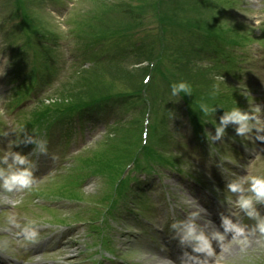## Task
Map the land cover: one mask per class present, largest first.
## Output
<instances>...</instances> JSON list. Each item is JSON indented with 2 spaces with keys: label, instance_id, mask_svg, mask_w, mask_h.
<instances>
[{
  "label": "rangeland",
  "instance_id": "374dc122",
  "mask_svg": "<svg viewBox=\"0 0 264 264\" xmlns=\"http://www.w3.org/2000/svg\"><path fill=\"white\" fill-rule=\"evenodd\" d=\"M174 2L167 14L177 23L170 25L163 23L166 46L162 59L155 66V79L148 91L151 103L148 142L136 157L140 166L150 162L154 165L180 162L181 167L193 172L196 176L193 177L194 179L200 180L181 179L176 172L161 168L167 179L163 178L165 180L162 185L159 184L151 191L149 203L152 201V196H157L158 201L161 200V196L170 197L174 200V206L180 210L182 226L192 224L198 232L202 231L208 239L212 238L213 252L207 264H264V234L255 230L256 220L246 217V210L239 206L241 197L253 195L249 191L247 178L264 176V142L255 138V129L247 137L237 134L235 129L238 125L233 122L225 126V134L223 133L221 138H216V126L220 124L221 116L234 106L241 111L260 107L261 116L264 117V46H262L264 45V28L256 29L250 15L264 14V0H182L181 2L174 0ZM120 3L121 8H118ZM159 3L164 5L163 0H0V63L5 57L8 60L7 65H4L3 75H0V133H7V135H0V156L11 152L12 148L19 149L20 146L27 144L25 138L28 136L37 139L47 138L50 129H41L40 125H44V122L40 119L46 122L63 117L75 120V114L81 111V106L93 100L101 99L102 102L104 97L121 95H129L132 98V101L123 107L115 106V123L110 128L106 125V121L112 122L114 115L108 113L102 117L95 128L91 126L83 131H73L67 139L62 137L61 132L54 131V137L47 139V152L42 154L55 152L54 154L57 155L55 162H64L66 172L60 171L61 173L47 176L39 186L48 194L68 198V201L61 199L58 203L70 207L71 210L66 212H62L63 209L45 212L39 209L25 211L32 222L35 219L33 216L42 220H51L57 224L74 220H94L99 217L102 210L105 211L108 202L105 205L100 203L112 198L124 167L133 159L141 145L142 124L147 107L140 96V87L148 64L156 52L150 53V46L153 45V41L159 40L160 36L156 29L158 20L156 10ZM109 11L111 16L109 20H104L105 26H93V30H91L92 27L91 29L86 27V13H108ZM140 16L142 17L141 25L137 24V18ZM19 23H23L26 29L29 28L27 29L29 34L33 36L34 42L36 40L38 50L43 53L44 64L49 63L44 60L51 58L52 55L55 59L62 60L66 57L65 59L70 61L64 65L66 68L63 67V71L56 73V79L50 85L52 87L42 85L46 88L37 98L44 99L43 102L36 99L27 103L19 102L22 105L15 103L19 90L31 92L34 87L33 80L38 77L28 68H23L20 76L14 73L17 68L29 61L28 57H25L17 64H13V59L17 61L16 57L25 54L20 55L17 51L24 42L22 33L18 31ZM143 31L146 32L143 34ZM200 40H205L206 46L210 45L212 52L220 50V57L225 58L223 53L228 55L221 64L226 65L229 61L236 60L239 62V68L244 71L240 74L234 71L231 78L221 76L219 72L222 71L218 72L214 69V61H211L208 54V60L205 56L193 61L199 69L193 72L192 67L195 66H189L186 63L187 56L184 53L188 51V43L196 41L197 45H200L202 44ZM57 41L56 47H52L51 43ZM93 42H100L109 49L111 46L121 47L120 50H114L119 55V59L117 55L112 54L116 58L113 57L110 63L91 66H88V62L85 65L82 62L80 66L72 63L77 59L83 61L79 56L81 47ZM139 43L141 46L137 45ZM48 45L52 47L48 49L49 52L46 49ZM197 50L200 49L197 47ZM187 67L190 70H186ZM219 77L223 80H218ZM179 80L189 82L192 92L172 97L170 83ZM215 83H219L221 89L213 98L211 93ZM47 90H49L48 93L50 92L48 95ZM245 92L247 95L244 94ZM201 102L210 103L214 111L205 116L198 107ZM187 105L193 115H196L197 126L211 121V124L204 125L201 129V132L206 134V138L212 137L209 140L213 145L204 140L208 145L211 144L216 149L221 145L223 147L224 140L230 142V134L236 140L235 145L237 141L242 144L240 150L237 145L232 146L234 147L231 149L232 153L224 152L222 160L223 164L229 166L235 164L234 166L237 167L233 171L240 174L237 180L241 182L242 191H230L225 203H218L221 204L220 209L223 213L228 210L231 214L237 213L236 216L228 219L245 227L244 236L233 239L225 228L215 229L207 224L208 221L215 219L214 216L218 217L222 223L226 218L219 215L217 210L211 211L209 208L213 200L217 201L214 195L216 190L222 191L219 189L221 188L219 173L216 171L209 173V170L205 169L201 163L194 160L192 163L189 158L184 159L180 151L173 152L167 143L171 142L170 139L186 142L189 137L194 136L195 130L187 113ZM36 121H41L42 124ZM30 127L31 130L35 129L33 134L30 132ZM21 128L23 132L20 131ZM57 143L58 146H56ZM10 144L11 146L7 148ZM26 146L34 148V144ZM173 147L176 148L175 144ZM236 150L238 152H235ZM190 154L193 155L191 152ZM207 158L210 159L211 156L207 154ZM210 161L218 164L216 158ZM55 162H53L54 167L63 166ZM193 164L203 172L200 173ZM223 164L221 167L224 166ZM76 165H84L83 170L88 175L92 174V178L82 184V189L62 187L60 184L64 180V174ZM219 169L218 166L217 170ZM158 170L159 168L156 167V175L152 173L156 180L159 178ZM141 171H144V175L148 173L146 169ZM154 182L157 181L154 180ZM0 197L4 201L3 205H0V210L3 206L8 207L7 210H9L7 218H0L2 232L14 231L15 238H24L25 226L19 222L20 218H18L22 213L14 208V204L19 202L14 199V195ZM255 202L257 207H264V201L253 199V203ZM226 203L228 205H223ZM164 206H166L165 202ZM184 206L186 207L183 209ZM76 212L79 214L76 215ZM259 216L263 218L264 214L259 213ZM111 224L110 232L115 235L117 231L113 228L115 220ZM95 228L97 227L89 229L86 226L77 229L75 234L65 237L67 244L52 247L48 253L39 255L30 264L38 262L43 264H88L90 262L93 264L92 260L96 256L92 255L98 252L100 247L99 235H91V230ZM134 231L135 229H132L130 233L136 234ZM3 233L0 234V245L3 248L13 251L18 248L14 249L13 245L22 246L21 243L12 241V236H3ZM217 234L223 236V239H219ZM121 235L125 233L122 232ZM123 237L127 238L128 246L124 241L121 242L122 247L119 251L122 256L118 261L132 264H165L166 262L174 264V260H171L168 255L154 251L147 244L131 239V234ZM215 243L221 244L222 248L217 247ZM126 246L134 249L125 250ZM56 260L66 261L59 263Z\"/></svg>",
  "mask_w": 264,
  "mask_h": 264
},
{
  "label": "clouds",
  "instance_id": "9594fccd",
  "mask_svg": "<svg viewBox=\"0 0 264 264\" xmlns=\"http://www.w3.org/2000/svg\"><path fill=\"white\" fill-rule=\"evenodd\" d=\"M251 18L254 20L256 29L264 28V14L252 13ZM8 60L5 57L3 62L0 63V75L4 73V65H7ZM218 80H223L221 77ZM172 97H176L179 94H190L192 92V86L189 82L179 80L170 83ZM213 92L211 95L213 98L219 94L221 85L215 83L213 85ZM247 95V93H244ZM198 107L205 116L210 115L214 108L210 103H199ZM220 124L216 126V138H219L225 131V126L229 122H233L238 125L235 129L236 133L241 136H249L253 129H255V138L264 142V117L261 116V108L253 107L250 111H241L238 107L230 108L220 118ZM149 120L144 119V124L147 125ZM23 132V128L20 129ZM0 135H7V133H0ZM209 139H212L209 136ZM25 143H33L36 146V150L40 153L47 152V140L40 138L37 139L33 136L25 138ZM34 167L32 163L27 159L25 155L18 152H10L0 156V189L5 192H19L24 190H31L34 184ZM249 183V191L253 194L249 197H241L239 200V206L246 210V214L256 220L255 230L261 234H264V218L260 217L253 208V199L256 201H264V176H250L247 178ZM232 192L242 191L241 182H233L228 185ZM176 223L172 224L173 228H176ZM223 227L226 231L231 230L235 236H244L245 227L233 223L228 218L223 219ZM25 235L28 237H35L36 233L30 228L25 229ZM219 236V234H217ZM181 242L186 239H190L196 242L194 245V251L206 252L211 255L213 249L211 247L208 237L201 231L198 232L194 225L188 224L185 227L183 236H181ZM219 239H223V236H219Z\"/></svg>",
  "mask_w": 264,
  "mask_h": 264
},
{
  "label": "trees",
  "instance_id": "16d2710c",
  "mask_svg": "<svg viewBox=\"0 0 264 264\" xmlns=\"http://www.w3.org/2000/svg\"><path fill=\"white\" fill-rule=\"evenodd\" d=\"M164 1V5H162L161 3H159L158 4V8H157V10H156V17H157V19H158V22L159 23H161V25H162V29L164 30V24H171V23H177L175 20H174V18H172L171 16H169L168 14H167V12H169L170 10H171V4L172 3H175L174 2V0H163ZM182 0H178V2H181ZM117 7H119V6H117ZM111 12V11H110ZM142 12V11H141ZM140 12V13H141ZM86 15L87 16H85L86 17V19H85V22H86V27H88V28H90L91 29V27H92V29L91 30H93V26H99L100 25V27H103V26H105L104 25V20H109L108 18L111 16L110 15V13L108 12V13H99V14H95V12L94 13H92V14H90L89 12L88 13H86ZM138 20H137V24H142V17L140 16V17H138L137 18ZM170 19V20H169ZM24 21H25V19H24ZM164 23V24H163ZM26 29V27L24 26V24L23 23H19V28H18V31L19 32H21L22 33V38L24 39V42H23V44L19 47V48H17V51H18V53L20 54H24V53H26L28 56H29V54H30V52H29V49H31L32 51H33V53H34V58L36 57V53H38L41 57L43 56V53H42V51H38L37 49H38V47L36 46V40H35V42H34V38H33V36L31 35V34H29V32H28V30L27 29H29L28 27H27V29ZM133 29V28H132ZM137 32H140L139 30H137ZM146 31H143V34L145 33ZM164 33V32H163ZM141 34V33H140ZM150 35V34H149ZM141 36V35H140ZM145 38H143V40H144ZM136 41V40H135ZM177 43H178V41H176ZM145 43V42H144ZM143 43V44H144ZM200 43H202V44H200V45H197V42L196 41H194V42H190V43H188L189 45H187L188 46V51L186 52V53H184L186 56H187V58H185V60H186V63L189 65V66H195V67H192V69H193V72H196V71H198L199 69H197V65L196 64H194L193 63V61L196 59V58H198V57H200V58H204L205 56V59L206 60H208L207 59V56H208V54H209V56H210V59H211V61L213 62L214 60H215V58H213L212 56L216 53V55H218L219 53H220V50H217L218 52H212V50H211V46L210 45H208V46H206V41L205 40H200ZM52 44V47H56V42H54V43H51ZM138 46H141V43H139V44H137ZM206 46V47H205ZM51 46H47L46 47V49H47V51L49 52V50L48 49H50V48H52ZM102 48L104 47V50L106 49V45H102L101 46ZM149 47V46H148ZM160 47V44H158V40L157 41H153V45H151L150 46V53H153V52H155V56L159 53V48ZM197 47H198V49H200L199 51L197 50ZM111 49H116V50H120L121 49V47H118V46H115V47H110ZM157 49H158V51H157ZM147 51H148V48L146 49ZM24 51V52H23ZM214 53V54H213ZM224 54V56H225V58L228 56V55H226L225 53H223ZM53 56L54 55H52L51 56V58H53ZM16 58H18V57H16ZM33 58V59H34ZM154 58V57H153ZM225 58H223V59H225ZM34 60H36V59H34ZM13 63L14 64H16V61H15V59H13ZM201 61V60H200ZM208 63H209V61H208ZM230 65H231V67H232V65L234 64V61L233 60H231V61H229L228 62ZM215 65H214V69H217L218 70V72L219 71H224L223 69V67H221V66H219V62H217V63H214ZM186 70H190V68H185ZM141 88V87H140ZM19 92H20V94L23 96V94L24 95H27L28 93H30V92H22V91H20L19 90ZM238 106H239V104H238ZM191 110V109H190ZM74 169H78V173H80V174H83L85 171L83 170L84 169V165H82V166H79V165H76V166H74ZM69 178H72L71 176L69 177ZM65 184L66 183H64L63 185H61L62 187H66L65 186ZM71 188L72 189H75V190H77V188L75 187H73V186H71ZM57 189L58 190H61L59 187H57Z\"/></svg>",
  "mask_w": 264,
  "mask_h": 264
},
{
  "label": "bare ground",
  "instance_id": "6f19581e",
  "mask_svg": "<svg viewBox=\"0 0 264 264\" xmlns=\"http://www.w3.org/2000/svg\"><path fill=\"white\" fill-rule=\"evenodd\" d=\"M159 172V171H158ZM159 174L161 175V173L159 172ZM162 179V178H161ZM165 179H167V178H165ZM165 179H163V180H165ZM206 206V205H205ZM208 207V206H207ZM210 209H211V211H212V208L211 207H209ZM212 215V214H211ZM215 217V219H213V221H208L207 222V224H209L211 227H213V228H218V227H221V228H224L223 227V223L221 222V220L220 219H218V217H216V216H214ZM211 241V240H210ZM219 248H222V245L221 246H218ZM230 249V248H229Z\"/></svg>",
  "mask_w": 264,
  "mask_h": 264
}]
</instances>
